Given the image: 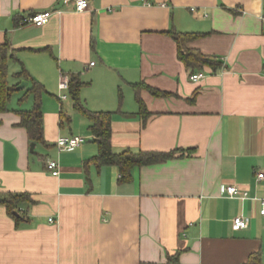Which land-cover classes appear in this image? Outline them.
Instances as JSON below:
<instances>
[{
	"label": "crops",
	"instance_id": "0c3cea01",
	"mask_svg": "<svg viewBox=\"0 0 264 264\" xmlns=\"http://www.w3.org/2000/svg\"><path fill=\"white\" fill-rule=\"evenodd\" d=\"M88 1L79 13L61 0H0L8 82L42 86L44 139L31 153L16 111L33 95L15 91L0 114V192L30 202L18 224L0 206V264H245L255 253L264 264V0ZM54 8L42 27L19 24ZM176 32L199 35L183 49L210 62L181 61ZM22 68L29 80L13 77ZM61 76L82 84L84 110L112 114L113 153L183 152L120 182L94 159L91 122L59 91ZM70 136L85 142L60 152L56 140ZM237 216L247 228L233 230Z\"/></svg>",
	"mask_w": 264,
	"mask_h": 264
},
{
	"label": "trees",
	"instance_id": "16d2710c",
	"mask_svg": "<svg viewBox=\"0 0 264 264\" xmlns=\"http://www.w3.org/2000/svg\"><path fill=\"white\" fill-rule=\"evenodd\" d=\"M172 38L178 44V56L188 67L192 69L201 68L210 60L198 52L184 50L183 46L186 42L193 41L199 35L187 33H172ZM12 59L9 53L8 44H0V114L10 111V100L13 93L16 91L18 84L10 85L8 82L9 62ZM15 79L29 80V76L22 68L21 71L13 74ZM82 84L75 77L69 78L68 92L71 100L74 102L76 111H79L87 116L90 120V130L93 134V139L98 146V155L94 158L100 165L115 166L120 173V182H128L131 180V171L136 167L153 165L173 159L177 153H182V150L176 149L170 153H155V152H137L124 151L120 154H115L111 150V113H92L82 108L80 103L79 93ZM42 86L33 81L31 87L25 89V95L20 101H23L29 94L33 95V108L30 111L18 110L16 113L20 117L17 124L18 127L24 128L27 132L30 143H44L43 139V122L41 111V94ZM143 113L144 109L140 108ZM1 123V122H0ZM30 202L29 196L26 194L2 193L0 192V206H3L7 214L18 224L25 221L26 216L20 210L21 206ZM245 264H262L261 255L258 253L249 256Z\"/></svg>",
	"mask_w": 264,
	"mask_h": 264
},
{
	"label": "built area",
	"instance_id": "2783aa9c",
	"mask_svg": "<svg viewBox=\"0 0 264 264\" xmlns=\"http://www.w3.org/2000/svg\"><path fill=\"white\" fill-rule=\"evenodd\" d=\"M61 3L63 5H68L70 3L73 4L74 10L79 13L84 12L88 10L89 8L88 0H61ZM59 13H61V10L57 8H54L52 10L43 11V12H35V13L29 14L25 16L24 18H22L19 24L22 26L32 25L34 27H42L49 22L50 18L54 14H59ZM262 26L264 29V19H262ZM93 64L94 63H90L91 66H93ZM202 78H203L202 73H196L190 77V80L193 82H197L201 80ZM68 87H69V78L67 76H61L60 82L58 85L59 91L67 92ZM66 98L67 96L65 94H61L59 96V100H65ZM84 142H85V138L79 137V136L60 137L56 140L55 145H56V148L60 152H62V151L74 150L80 147L82 144H84ZM45 167L51 176L57 177L59 175V166L56 161L48 159L45 163ZM256 178H257V181H264V173L259 172L256 175ZM224 193L226 194V196L230 198L236 197L240 194L238 188L234 185L227 186L224 189ZM245 197L246 195L243 194L242 198L245 199ZM259 214L260 216H264V200L261 201ZM49 222L52 223L53 220L49 219ZM247 225H248V220L244 218L243 216H237L232 220V228L235 231L243 230L247 228Z\"/></svg>",
	"mask_w": 264,
	"mask_h": 264
},
{
	"label": "water",
	"instance_id": "95a60500",
	"mask_svg": "<svg viewBox=\"0 0 264 264\" xmlns=\"http://www.w3.org/2000/svg\"><path fill=\"white\" fill-rule=\"evenodd\" d=\"M27 87V82L26 81H22L17 87H16V91H21L23 89H25ZM34 147H35V144L34 143H31L30 144V152L31 153H35L34 152Z\"/></svg>",
	"mask_w": 264,
	"mask_h": 264
},
{
	"label": "rangeland",
	"instance_id": "374dc122",
	"mask_svg": "<svg viewBox=\"0 0 264 264\" xmlns=\"http://www.w3.org/2000/svg\"><path fill=\"white\" fill-rule=\"evenodd\" d=\"M24 95H25V93H24V92H20V95H19V97H18V98H20V97L22 98ZM21 98H20V99H21ZM30 101H31V102H33L31 98H30ZM32 105H33V103L31 104V106H32Z\"/></svg>",
	"mask_w": 264,
	"mask_h": 264
}]
</instances>
